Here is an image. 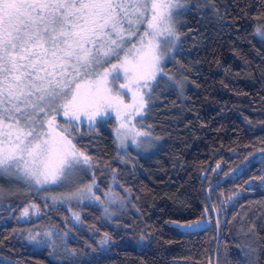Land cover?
<instances>
[{
  "label": "trees",
  "instance_id": "trees-1",
  "mask_svg": "<svg viewBox=\"0 0 264 264\" xmlns=\"http://www.w3.org/2000/svg\"><path fill=\"white\" fill-rule=\"evenodd\" d=\"M186 1L164 71L171 78L153 83L144 109L143 128L158 148L122 159L101 120L73 132L90 158L85 171L94 194L119 198L115 215L105 220L101 208L76 205V226L62 206L28 221L17 219L15 206H0V264H213L216 233L205 189L264 150V0ZM262 181L264 153L209 191L217 264H264ZM180 222L202 226L181 230L174 225ZM36 225L55 227L62 239L30 243L26 234Z\"/></svg>",
  "mask_w": 264,
  "mask_h": 264
},
{
  "label": "snow or ice",
  "instance_id": "snow-or-ice-1",
  "mask_svg": "<svg viewBox=\"0 0 264 264\" xmlns=\"http://www.w3.org/2000/svg\"><path fill=\"white\" fill-rule=\"evenodd\" d=\"M181 7L179 0H0V173L54 184L88 165L71 127L57 122L61 114L70 125L82 117L92 125L114 112L117 140L127 138L128 122L147 106L143 89L165 75ZM147 135L136 131L132 143Z\"/></svg>",
  "mask_w": 264,
  "mask_h": 264
},
{
  "label": "rangeland",
  "instance_id": "rangeland-1",
  "mask_svg": "<svg viewBox=\"0 0 264 264\" xmlns=\"http://www.w3.org/2000/svg\"><path fill=\"white\" fill-rule=\"evenodd\" d=\"M179 2L181 3L182 7L178 10V14L175 16L176 28L179 14L184 9L188 8L186 0H179ZM141 31H143V28H141ZM177 43L178 39L176 40V44L173 47L172 52L169 53L165 62L161 65L163 68V72L167 70L166 65L172 59L174 51L178 45ZM121 55H123V53H121ZM111 62L114 63L115 60ZM108 66L109 65H105V67ZM165 77L171 78L169 74L165 75ZM155 81L150 82V86L148 89H143L145 94V100L147 101V103L150 99V95L152 94L151 88ZM124 99L125 102H131V93L126 95ZM40 118L43 119V117ZM143 119L144 110H142L139 114H133L132 119L128 123L130 125H134V127L132 128L127 138H122L121 140H117L116 129L118 127V122L116 120L115 113L113 112L107 118L101 120L100 125L110 130L115 141L116 151L118 152L119 156L122 157V159L127 158L128 160H131L137 156H147L158 148L160 142L150 134L147 136L136 137L138 145L132 143V137L134 136L136 131L145 132V129L143 128ZM57 122L62 127H71L72 132L70 138H74V131L76 130V128H79V126H81L82 124L89 125L88 127L92 126L90 125L89 121L83 117L81 118V121L73 122L70 125L67 121V118H65L62 114L57 117ZM89 166L90 164L82 165L79 170L73 173V178L69 181L42 185H36L34 182L26 180L22 174L11 176L4 173H0V206H15L17 212V219L20 221L36 219L40 216L41 212H45L48 207L62 206L68 211L69 222L76 226H79L80 218L79 220L76 219V214L79 215V212L75 208V206L82 204H91L101 208L103 218L105 220H109L115 215V207L119 205L120 200L112 191L105 193L102 199H96L97 196L94 194L95 181L91 177V174L90 176H88L91 178H87L85 171H90ZM89 186H91V192L87 191V188ZM74 193H76L77 195L74 196ZM31 197L40 200L43 203L42 207L36 204L31 199ZM25 210L28 212L27 216L23 215ZM189 223H198L200 225L199 227L202 226V223L200 222H180L174 223V225H176L181 230H195L199 228H188L178 226L187 225ZM63 234L64 233H58L55 227H44L36 225L32 229L28 230L26 234V239L34 245L52 244L57 240H61ZM32 237H34L35 239H30Z\"/></svg>",
  "mask_w": 264,
  "mask_h": 264
},
{
  "label": "water",
  "instance_id": "water-1",
  "mask_svg": "<svg viewBox=\"0 0 264 264\" xmlns=\"http://www.w3.org/2000/svg\"><path fill=\"white\" fill-rule=\"evenodd\" d=\"M260 153H264V150L263 151H256V152H253L251 154H249L248 156L245 157V159H243V161L241 163H239L238 165H236L233 169H231L230 171H228L226 174H224L223 176H221L216 182L210 184L206 189H205V199H206V202H207V205L211 211V214H212V217H213V220H214V227H215V247H214V253H213V264H217V253H218V247H219V241H220V238H219V228H218V222H217V218H216V213H215V210L214 208L212 207L211 205V202H210V199H209V191L220 185L224 180H226L230 175H232L238 168H240L243 164H245L250 158L256 156L257 154H260ZM220 167V164H217L213 167V172H217L218 169ZM4 261H6L4 258H0ZM8 263H11V264H14L10 261H7Z\"/></svg>",
  "mask_w": 264,
  "mask_h": 264
}]
</instances>
